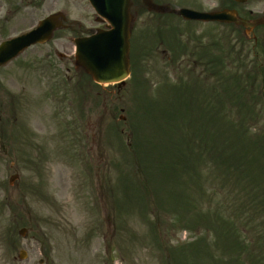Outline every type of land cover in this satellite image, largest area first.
Instances as JSON below:
<instances>
[{
	"label": "rangeland",
	"instance_id": "374dc122",
	"mask_svg": "<svg viewBox=\"0 0 264 264\" xmlns=\"http://www.w3.org/2000/svg\"><path fill=\"white\" fill-rule=\"evenodd\" d=\"M165 1L177 8L232 7L244 18L264 16V0L242 6L222 0ZM59 12L67 17V30L0 69V264H175L171 252L197 244V254L190 253L182 263L262 264L250 258L264 246V214L252 210L250 190L259 192L264 187L263 103L255 106V116L251 113L253 121L244 122L250 129L246 138L254 144L249 152L258 161L245 181L237 180L233 167L219 170L207 142L197 150L193 134L185 173L172 168V161L182 153L169 136L183 133L171 129L162 137V128L167 127L161 115L170 106L164 85L169 88L180 79L190 82L189 70L204 79L203 92L211 83L209 74L202 73L199 65L194 67L197 57L189 55L190 50L187 55L179 53L169 41L180 40L192 51L198 40L202 45L227 40L225 52L243 49L242 58L251 62L255 36L256 55L264 64L259 49L264 28L251 34L220 25H190L149 14L137 2L132 8V76L117 89L96 85L75 66L73 40L105 28L87 0H0V44ZM172 29L177 30L175 35ZM173 53L180 60L174 66L168 59ZM257 84L251 97L242 94L249 105L264 97L261 81ZM219 109L229 114L232 123L221 129L228 154L244 156L246 142L239 136L244 108L236 102ZM136 123L140 128L135 133L146 142L140 145L139 156L144 170L127 150ZM193 130L197 135V127ZM155 153L164 155L162 159L159 155L160 162ZM165 167L172 176L148 183L146 173ZM15 175L19 179L10 185ZM231 222L242 231L243 241L253 243L251 248L246 243L247 252H239L229 240ZM188 225L194 229L180 230ZM204 226L225 231L214 237ZM23 228L28 231L25 238L19 235ZM21 252L26 253L23 260ZM219 256L220 261H212Z\"/></svg>",
	"mask_w": 264,
	"mask_h": 264
},
{
	"label": "trees",
	"instance_id": "16d2710c",
	"mask_svg": "<svg viewBox=\"0 0 264 264\" xmlns=\"http://www.w3.org/2000/svg\"><path fill=\"white\" fill-rule=\"evenodd\" d=\"M227 59L231 60L225 61ZM199 64L201 67H203V73H211V83H209V87L207 86L209 89L206 94L202 96L204 98L201 99V104L198 103L197 99L199 98L201 92H203L205 82H203L204 79L201 80L198 77L192 76L191 71L189 72L190 82H184L183 80H180L179 83L173 84L169 88L164 85V88H167V98L169 99L170 106L166 108L167 113L161 115V120L167 127L165 129L162 128V137H165L166 134H169L171 129H178L180 133H183L182 136H169V142L172 140L173 145L176 142L177 146L175 149H178L179 152L182 153L176 160L172 161L171 166L172 168H176L177 171H179L181 168V171L185 173L184 169L187 167L188 160L192 157L191 155L194 148V140L193 143L191 142V138L193 136L194 138H197L196 147L199 151L207 142L208 151L212 156H214L215 166H217L219 170L224 168V170H226L228 167H233L234 173L237 174V180L245 181L246 177L249 175L251 166L258 163V161L253 159L249 152L250 146L254 144L252 142L250 143V141L246 138L250 136V129H248V126H245L244 124L245 121H253L251 113L255 116L254 111L256 110L254 108L256 106L255 103L257 99L255 102L249 105L250 102H246L248 98H243L242 94H246L251 97L253 95V91L256 89V87H258V80H260L262 83L260 87L264 88V76H260V79L258 77V73L260 71H262V74L264 75V67L258 65L257 60L249 64H245L241 56L238 55L236 50H234V47L225 52L224 47L217 42L212 45L210 54L207 53V49L202 50L201 56L199 57ZM146 99L147 96L145 95V98L142 99V101H145ZM236 102L244 108L243 113H241L242 121L239 124V136H241L246 142V152L244 156H234L232 153L228 154L226 139L224 138L225 133L221 131L222 128L226 130L230 128L232 123H229L228 121L227 116L229 114L221 112L220 110L222 109H219V106H226V103L234 105ZM208 103L211 104V107L209 109H205V106ZM144 105H148V102H146ZM193 112H195L194 115ZM196 114L197 119H195ZM179 125H182V128H180ZM208 125H210V127H208ZM196 127L198 130L197 135L193 130ZM139 128L140 126L137 123L135 127L132 128L131 133L134 138L132 136L130 143L131 146L129 148L127 147V150L130 149V153L133 154L134 160H136L137 166L140 168V170H144V159L140 158L139 156L141 155L140 145L146 142L142 139L140 140L139 135H137L138 131L135 133V131L139 130ZM175 137L176 139L173 140ZM261 140L264 141V137H262ZM150 155H152V153H150ZM159 155L161 159L164 157L162 153ZM159 155L157 157V154L155 153L158 162H160ZM228 161H231L233 165L228 166ZM140 173L141 171H139V174L137 175L139 176ZM170 174L171 176L173 175L172 172L168 171L167 167H165L158 172H148L144 176L149 183L158 177L160 179L164 177H170ZM176 177H182V175L177 174ZM139 192L140 191H138V193ZM250 194L253 195L250 198L252 206L254 207L252 210L257 214H264V187H262L261 191L259 192H256L253 188H251ZM260 196L261 198L258 199ZM209 221L210 220L208 219V224ZM199 222L200 221L198 218L196 224L198 225ZM180 225L181 224H179V226ZM233 225L235 224L232 222L229 224L230 228L227 234L229 240L234 243L239 252L241 249L243 253L245 250L247 252L246 243L248 244L249 248L254 246L253 243L250 241H243L241 237L242 231H239ZM204 227L208 232L211 231L214 237H220V235H223V232L225 231L222 227L220 229L215 228L217 231L211 230L206 226ZM193 229L194 227H190L188 225L183 229L181 228L180 230L190 232V230L192 231ZM206 240L207 239H203L202 241ZM198 245L199 244L192 247L186 246L187 249L182 254L180 253L186 248L185 246H181L176 252H171L172 256L175 257V264H184L182 263L183 258L186 259L190 253L192 254V252L197 254L196 250ZM203 245V250L208 251V247H205V244ZM259 250L262 252V254L261 252L251 253L250 258L252 260H260L262 264H264V246L260 247ZM220 259L221 258L219 256L213 258L212 261L216 262L220 261ZM185 261H188V259ZM239 264L241 263L239 262Z\"/></svg>",
	"mask_w": 264,
	"mask_h": 264
},
{
	"label": "water",
	"instance_id": "95a60500",
	"mask_svg": "<svg viewBox=\"0 0 264 264\" xmlns=\"http://www.w3.org/2000/svg\"><path fill=\"white\" fill-rule=\"evenodd\" d=\"M102 21L107 22L106 31H97L89 38L78 39L76 45V65L101 85L123 83L130 75V37L133 17L130 13L132 0H88ZM245 4L249 0H233ZM149 11L173 13L187 21L218 22L234 24L250 31L264 25V18L256 21L241 19L235 11L218 13H198L190 10L171 11L143 0ZM66 18L63 14L52 15L39 24V27L24 36L4 43L0 47V67L17 57L24 50L37 44L49 42L54 33L63 27ZM17 177L11 179L13 183ZM26 231L21 235L25 236ZM21 258H24L22 253Z\"/></svg>",
	"mask_w": 264,
	"mask_h": 264
},
{
	"label": "flooded vegetation",
	"instance_id": "af4514ba",
	"mask_svg": "<svg viewBox=\"0 0 264 264\" xmlns=\"http://www.w3.org/2000/svg\"><path fill=\"white\" fill-rule=\"evenodd\" d=\"M156 2V4H160V5H165V6H171V4H170V2H168V1H155ZM223 8H221V10H222ZM201 10V9H200ZM212 10V9H211ZM220 10V9H219ZM201 11H203V10H201Z\"/></svg>",
	"mask_w": 264,
	"mask_h": 264
}]
</instances>
